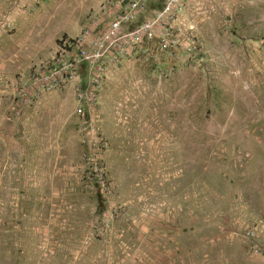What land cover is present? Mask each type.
I'll return each mask as SVG.
<instances>
[{
	"label": "rangeland",
	"instance_id": "374dc122",
	"mask_svg": "<svg viewBox=\"0 0 264 264\" xmlns=\"http://www.w3.org/2000/svg\"><path fill=\"white\" fill-rule=\"evenodd\" d=\"M167 4L79 115L15 92L120 0H0V264H264V0Z\"/></svg>",
	"mask_w": 264,
	"mask_h": 264
},
{
	"label": "built area",
	"instance_id": "2783aa9c",
	"mask_svg": "<svg viewBox=\"0 0 264 264\" xmlns=\"http://www.w3.org/2000/svg\"><path fill=\"white\" fill-rule=\"evenodd\" d=\"M165 11L156 16L155 21L161 19L170 10L169 0H163ZM121 9L110 19L105 30L89 39L85 35L76 40L64 41L59 45L52 65L36 70L29 80L23 83L15 92L21 101L31 98L34 93L52 91L64 87L69 81L79 76L83 67L88 73V83L84 89L76 94L81 105L77 113L83 115L85 109L92 110L96 104V92L100 83V75L106 60L113 52L122 51L123 47L135 50L142 39L155 36L154 23L144 18L147 12L148 0H120ZM138 23L129 30V25ZM166 33L159 34V43L166 44Z\"/></svg>",
	"mask_w": 264,
	"mask_h": 264
}]
</instances>
